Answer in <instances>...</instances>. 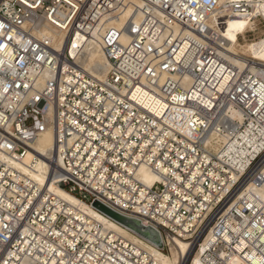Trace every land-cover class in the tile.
Returning a JSON list of instances; mask_svg holds the SVG:
<instances>
[{"label":"built area","instance_id":"2783aa9c","mask_svg":"<svg viewBox=\"0 0 264 264\" xmlns=\"http://www.w3.org/2000/svg\"><path fill=\"white\" fill-rule=\"evenodd\" d=\"M220 1L0 0V264H159L14 167L46 131L58 184L154 229L161 247L123 227L158 252L181 240L194 246L189 264H264V202L237 195L264 181V100L248 68L222 57V31L247 6ZM93 46L110 63L104 79L88 70ZM215 133L233 146L214 151ZM142 166L159 176L151 187Z\"/></svg>","mask_w":264,"mask_h":264},{"label":"bare ground","instance_id":"6f19581e","mask_svg":"<svg viewBox=\"0 0 264 264\" xmlns=\"http://www.w3.org/2000/svg\"><path fill=\"white\" fill-rule=\"evenodd\" d=\"M227 1L232 4H246L247 9L243 16L240 9L233 10L234 16L228 19V23L222 31L225 37L224 39H226L228 43L226 45L228 53L222 54V57L228 59L233 66L238 67L240 70H243L245 67L248 68L250 75L254 77L249 83V88L252 90L250 94L254 92V95L258 96L259 100L262 102L264 100V37L256 41L248 42L245 45L240 43V37L245 38L246 34L253 31L254 23L257 20L264 21V0H221L220 3L222 5ZM122 25L123 22L116 24L118 29H120ZM55 33L61 34L52 28L46 31V34L51 38L55 36ZM127 41L128 37L125 35L122 39V43H126ZM84 57L89 61L88 70L95 78L104 79L107 76L110 63L99 47H91ZM217 64L218 61H213L208 65L202 63L204 68L207 69V73L212 71ZM220 68L223 67H218L216 78L222 81L221 89L230 78V75L220 71ZM204 104L208 105L209 102L204 101ZM229 115L234 121L242 122L244 113L240 109L230 108ZM233 135H220L215 133L208 138L207 144L210 145L214 151H218L228 141L230 145L233 146L231 142ZM263 146L264 144H262V147ZM34 149L36 154L27 155L24 159V163L13 164L15 168L19 169L30 178L32 184L43 187L45 190L48 189L50 193L67 201L72 206L80 207L91 218L104 225L107 229L141 245L154 256L159 264H189L194 246L188 242L181 240L176 241V244L172 246L170 256L160 253L135 235L126 231L120 225L99 213L92 207V204L89 205L81 202L77 197L63 189L62 186L58 184L64 178L63 173L58 168L63 167L62 158L61 156L59 159L57 158L56 143L51 131H46L36 141ZM0 157H3V155L0 154ZM50 159H53L52 166L49 163ZM138 173L140 180L148 187H151L159 179V176L146 166H142L138 170ZM254 174L262 175V178H264V157L255 169ZM237 195L240 196V199H259L264 202V181L260 184H256V182L252 181L245 183ZM196 263H200L199 256L194 258L192 264ZM234 264L241 263L236 262Z\"/></svg>","mask_w":264,"mask_h":264},{"label":"water","instance_id":"95a60500","mask_svg":"<svg viewBox=\"0 0 264 264\" xmlns=\"http://www.w3.org/2000/svg\"><path fill=\"white\" fill-rule=\"evenodd\" d=\"M92 207L97 210L102 215L106 216L116 224L130 230L131 232L135 233L136 235L140 236L141 238L147 240L148 242L152 243L153 245L157 247H161L162 241L160 238V235L152 228L150 227H144L141 222L130 219L127 217H124L101 203L95 201L92 203Z\"/></svg>","mask_w":264,"mask_h":264},{"label":"rangeland","instance_id":"374dc122","mask_svg":"<svg viewBox=\"0 0 264 264\" xmlns=\"http://www.w3.org/2000/svg\"><path fill=\"white\" fill-rule=\"evenodd\" d=\"M264 37V21L257 20L254 23V30L249 34H246V37H240V43L245 45L248 42L256 41ZM171 255V254H170ZM168 255V256H170Z\"/></svg>","mask_w":264,"mask_h":264}]
</instances>
